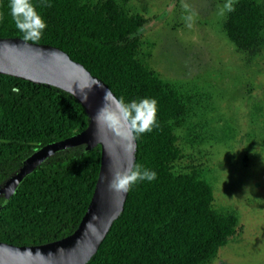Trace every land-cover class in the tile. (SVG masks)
Masks as SVG:
<instances>
[{
	"label": "trees",
	"instance_id": "trees-1",
	"mask_svg": "<svg viewBox=\"0 0 264 264\" xmlns=\"http://www.w3.org/2000/svg\"><path fill=\"white\" fill-rule=\"evenodd\" d=\"M47 24L39 40L81 61L126 102L158 101V127L137 137L134 165L157 173L128 190L120 215L85 264H210L241 232L239 215L215 206L214 188L198 167L182 165L178 131L188 121L192 94L165 78L143 52L148 19L125 0H32ZM0 0V36H21ZM222 27L240 49L264 39V4L232 0ZM85 106L57 86L0 72V187L46 143L83 130ZM101 144H78L49 155L8 200L0 194V240L43 243L71 233L92 198Z\"/></svg>",
	"mask_w": 264,
	"mask_h": 264
},
{
	"label": "rangeland",
	"instance_id": "rangeland-1",
	"mask_svg": "<svg viewBox=\"0 0 264 264\" xmlns=\"http://www.w3.org/2000/svg\"><path fill=\"white\" fill-rule=\"evenodd\" d=\"M232 0H125L148 19L143 52L192 94L178 131L182 165L202 169L215 206L239 215L241 232L210 264H264V39L238 48L222 23ZM264 4V0H260Z\"/></svg>",
	"mask_w": 264,
	"mask_h": 264
},
{
	"label": "water",
	"instance_id": "water-1",
	"mask_svg": "<svg viewBox=\"0 0 264 264\" xmlns=\"http://www.w3.org/2000/svg\"><path fill=\"white\" fill-rule=\"evenodd\" d=\"M0 72L51 84L71 94L74 92L90 117L83 130L46 143L30 154L19 171L0 187V194L4 193L6 200L24 177L55 151L78 144H86L88 150L101 144L102 150L94 192L77 227L65 236L43 243L17 244L0 240V264H85L122 212L128 194V191L121 193L109 189L111 172L132 168L136 160L137 138L130 146L106 130L101 132L100 139L96 136L95 117L104 104L105 92L111 91L114 102L119 97L101 77L64 49L51 43L26 41L21 36H0ZM91 85L89 91L87 87ZM81 89L88 93L87 101L81 99Z\"/></svg>",
	"mask_w": 264,
	"mask_h": 264
},
{
	"label": "clouds",
	"instance_id": "clouds-1",
	"mask_svg": "<svg viewBox=\"0 0 264 264\" xmlns=\"http://www.w3.org/2000/svg\"><path fill=\"white\" fill-rule=\"evenodd\" d=\"M10 14L16 28L24 33V39L39 40L47 24L37 11L32 0H10ZM3 16L0 15V20ZM87 87L89 91L92 89ZM98 86V85H95ZM82 90V89H81ZM73 95L75 93L73 92ZM81 99L88 100V93L81 91ZM158 101L155 98H142L126 102L119 98L114 102L111 91H106L104 104L98 110L95 121L97 123V138L102 131L111 132L114 136L126 141L131 146L134 140L142 134L149 133L158 127ZM108 187L112 191L126 193L131 186L139 181H152L157 173L142 165L136 164L125 170L114 169Z\"/></svg>",
	"mask_w": 264,
	"mask_h": 264
}]
</instances>
